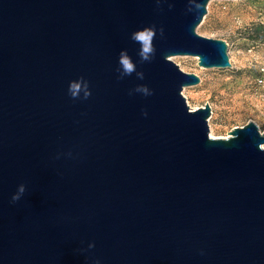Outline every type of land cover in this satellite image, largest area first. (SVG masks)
Returning a JSON list of instances; mask_svg holds the SVG:
<instances>
[{
    "label": "water",
    "instance_id": "water-1",
    "mask_svg": "<svg viewBox=\"0 0 264 264\" xmlns=\"http://www.w3.org/2000/svg\"><path fill=\"white\" fill-rule=\"evenodd\" d=\"M210 1L0 0V264H264V132L211 138L171 60L231 67Z\"/></svg>",
    "mask_w": 264,
    "mask_h": 264
},
{
    "label": "rangeland",
    "instance_id": "rangeland-1",
    "mask_svg": "<svg viewBox=\"0 0 264 264\" xmlns=\"http://www.w3.org/2000/svg\"><path fill=\"white\" fill-rule=\"evenodd\" d=\"M207 12L196 33L226 42L231 67L204 69L194 57L171 58L200 78L183 89L186 104L191 110L210 106L211 138H227L248 122L264 132V0H211Z\"/></svg>",
    "mask_w": 264,
    "mask_h": 264
},
{
    "label": "clouds",
    "instance_id": "clouds-1",
    "mask_svg": "<svg viewBox=\"0 0 264 264\" xmlns=\"http://www.w3.org/2000/svg\"><path fill=\"white\" fill-rule=\"evenodd\" d=\"M161 35H163V29L160 30ZM156 38V30L154 27H144L138 29L131 34V40L139 44L138 55L142 62L150 61L155 55L156 48L154 46V40ZM119 65L122 68V75L130 76L133 72H136V63L128 55L127 51H121L119 53ZM140 78H144V73H137ZM83 84L84 96L87 98L91 93L88 91L87 83L81 78L79 81H72L69 84V92L73 98L77 97L79 92L82 90L81 85ZM138 90L145 93L148 92L147 86H140ZM24 192V186L21 185L18 194L14 195L12 199L18 200L19 193Z\"/></svg>",
    "mask_w": 264,
    "mask_h": 264
}]
</instances>
